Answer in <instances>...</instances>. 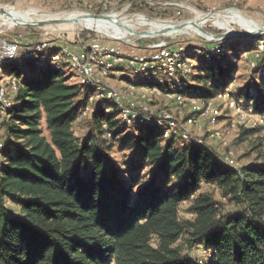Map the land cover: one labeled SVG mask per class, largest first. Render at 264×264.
Listing matches in <instances>:
<instances>
[{
	"label": "trees",
	"instance_id": "obj_1",
	"mask_svg": "<svg viewBox=\"0 0 264 264\" xmlns=\"http://www.w3.org/2000/svg\"><path fill=\"white\" fill-rule=\"evenodd\" d=\"M223 52L206 67L214 80L178 76L184 95L207 100L226 87L235 62ZM15 64L0 148V264H196L183 250L199 245L212 264H264V164L232 167L202 146L148 134V123L116 125L114 106L97 108L77 139L72 124L91 88L65 66ZM244 96L264 115V81ZM114 143L129 159H114ZM183 203L192 218L180 217Z\"/></svg>",
	"mask_w": 264,
	"mask_h": 264
},
{
	"label": "rangeland",
	"instance_id": "obj_2",
	"mask_svg": "<svg viewBox=\"0 0 264 264\" xmlns=\"http://www.w3.org/2000/svg\"><path fill=\"white\" fill-rule=\"evenodd\" d=\"M0 7L12 8L21 12H32V20L63 19L69 15L87 13L107 14L109 16L116 14L117 21L137 31L149 28L159 29L161 26L155 25L154 21L179 24L193 20L198 15L211 14L212 18L206 21L199 20L198 22L202 23L203 29L212 34L228 33L232 30H247L233 18H230L231 28L223 24L225 18L223 15L230 9H235L244 16L258 21L264 27V0H0ZM261 36H241L233 33L222 38H211L203 33L194 35L178 32L158 36L128 34L126 37L119 39L92 29H85L79 24H74V22L64 21L42 26L9 25L4 23L3 16H0V39L15 41L20 53L29 46L45 45L43 47L45 53L43 60L37 61L35 58L24 59L19 57L14 61V64L16 63L14 69L18 68L20 61L27 60L43 69L50 65L57 68L65 66L70 73V81L80 84H82L80 76L75 68L64 62L62 58H60L58 65L52 63L50 58L59 50L80 57L81 54L88 52L92 38H96L103 45L117 46L120 53L123 54L132 52L134 54L150 55L154 50L164 46L172 50L180 47L184 48L187 51L184 57L193 66L190 74L199 73L203 75L205 78L204 83L214 80L213 75L206 70L209 62L213 59L211 54L207 53L218 47L219 51L224 48L223 53H226V57L230 58L229 61L235 62V71L226 83V87L218 92L215 97L207 99L210 100L209 106L208 103L203 102L204 99L186 95L184 96V105L178 106L160 91H157L158 93L151 97L150 103L152 108L167 109L177 119L179 125L190 131L191 135L197 139L198 145L211 150L219 159L223 158L228 162L232 160L231 165L236 168L254 163L264 164V115L257 112L253 101H245L244 96L249 82L262 80L261 76H257L256 73L258 68H264V47L263 49L256 47L257 40ZM157 44H161V47L159 48ZM219 51L214 54L219 53ZM252 62L255 64L253 67L251 66ZM10 65L1 64L0 66V87L4 91L3 98L0 99V148L3 145L5 123L7 121L6 113L11 101L7 95L15 91L10 87V84L11 81L16 84L17 81L20 82L19 78L17 79L15 75L11 76L7 72L11 67ZM190 74L184 76L192 81ZM151 76L150 73L149 75L148 73L135 74L128 67H123L114 68L106 76L99 75L98 78L102 81V85L119 92L122 100L125 101L127 98H138L140 96L147 99L148 92L146 91L145 95L140 84L136 82L140 81L144 84L151 81L158 86ZM172 80L173 83L178 82L181 86L179 78L173 77ZM160 87L167 88L168 85H161ZM94 94V90L91 89V95ZM252 94H254L253 89L249 91V95ZM97 108L99 107L96 100L90 103L87 102L77 119L74 120L72 130L77 139H82L88 132L92 114ZM112 110L111 108L108 112H112ZM115 113L116 115L112 121H115L116 125L124 122L118 116V111H115ZM127 125H133L135 131L143 126L141 123ZM244 129H253V132L243 137L241 131ZM146 130L148 134L152 130L156 133L161 132L151 126H148ZM126 133L127 130L124 134ZM171 137L173 136L162 138L168 139ZM108 139L110 137L107 138V141ZM114 144V149H116V152L113 153L114 159L117 161L129 159L131 150L129 148L118 149L119 144ZM203 189L206 188L203 187ZM215 198L223 202V210L234 209V206L227 202L225 198H221L217 194H215ZM7 206L14 210L11 203H7ZM187 207V203L181 205L179 215L182 219L192 218ZM183 252L187 254L193 263L212 264V251L205 250L200 245L190 250L185 248Z\"/></svg>",
	"mask_w": 264,
	"mask_h": 264
},
{
	"label": "built area",
	"instance_id": "obj_3",
	"mask_svg": "<svg viewBox=\"0 0 264 264\" xmlns=\"http://www.w3.org/2000/svg\"><path fill=\"white\" fill-rule=\"evenodd\" d=\"M157 46L160 48L161 44H157ZM43 47L45 45L29 46L20 53L15 41L0 39V66L1 64H12L19 57L24 59L35 58L37 61H41L45 57ZM256 47L263 49L264 35L257 40ZM89 49L87 53L81 54L80 57L59 50L57 53L51 55L50 58L51 62L57 65L60 62V58H62L64 62H67L72 68H75L80 76V82L84 86L94 90L95 94L90 95L88 98L89 103L96 100L98 107L106 112L114 105L118 111V116L127 124H151L161 131V137L167 138L168 136H173L177 138L179 145L188 143L199 144L197 139L191 135L190 131L183 129L179 125V122L172 113L167 109L152 108L150 103L151 97L156 95L158 93L157 91H160L167 98L172 99L176 105H184L185 95L182 93V87L178 82L173 83L174 81H171L173 77L178 78V74H190L193 69L192 63L184 57L187 53L184 48L180 47L172 50L164 46L163 48L154 50L150 55L134 54L132 52L123 54L120 53L117 46L103 45L96 38H92ZM218 51L219 47L212 49L208 53L214 54ZM254 65V62H252L251 66L253 67ZM123 67H128L135 74L148 73L149 75L150 73L152 75L151 78L158 86L154 85L150 87L145 84H140L145 95L146 91L149 94L146 95L147 99H143L142 96L138 98L132 97L127 98L125 102L122 100L119 92L102 85V81L98 78L99 75L106 76L114 68ZM256 71L257 76H261V81H264V68H258ZM161 85H168V87L162 88L160 87ZM10 87L16 90L17 84L11 81ZM3 95L4 91L0 87V99L3 98ZM203 102L208 103V106L210 105V100ZM85 109L84 111H86ZM106 135L109 136L110 133L107 132ZM221 160L225 164L232 166V160L230 162L223 158Z\"/></svg>",
	"mask_w": 264,
	"mask_h": 264
},
{
	"label": "bare ground",
	"instance_id": "obj_4",
	"mask_svg": "<svg viewBox=\"0 0 264 264\" xmlns=\"http://www.w3.org/2000/svg\"><path fill=\"white\" fill-rule=\"evenodd\" d=\"M6 9L9 14H6L3 16L4 23H7L9 25H18V24L30 23L32 21V18H31L32 12H21V11L12 9V8H6ZM223 16L225 17V18L223 17L224 19L222 18L223 24L229 28H231L230 18L235 19L237 23L245 27L247 29L246 31H249V32H258L259 30H262L263 28L259 24L258 21L244 16L240 11L235 10V9H230ZM73 17H77L76 21H74V24H79V26L81 25L85 29H92L94 31L109 35L110 37L112 36L114 38L120 39V38L126 37V35L129 34L126 28L118 25L115 22L117 18L116 14H111L110 18L92 17V16L82 15V14L81 15H69L67 18H73ZM209 18H212L211 14L198 15L191 22L185 23L182 28L177 29V30H174L172 28L169 31H167V34H175L178 32H185V33L194 34V35L201 34V31L199 30V26L202 27L201 25L202 23L200 24L198 21L199 20L206 21ZM154 23L157 26H161L159 29L165 26V24L162 22L154 21ZM152 30H156V29H152Z\"/></svg>",
	"mask_w": 264,
	"mask_h": 264
},
{
	"label": "water",
	"instance_id": "obj_5",
	"mask_svg": "<svg viewBox=\"0 0 264 264\" xmlns=\"http://www.w3.org/2000/svg\"><path fill=\"white\" fill-rule=\"evenodd\" d=\"M6 14H9L6 8L0 7V16H4ZM83 15H88V16H92V17H103V18H110L109 15L107 14H83ZM77 17H73V18H63V19H53V20H32L30 23H26V24H18V25H47V24H53V23H60V22H74L76 21ZM192 20H189L187 22H191ZM115 22L120 25L123 26L124 28H126L129 32L130 35H136V36H158V35H162L167 33V31H169L170 29H180L184 26L185 23H179V24H171V23H164L165 26L162 27L161 29H156V30H152V29H146V30H134L132 29V27L127 26L126 24L119 22L117 20H115ZM199 30L201 31V33L205 34L208 37L211 38H222L225 37L226 35L229 34H237V35H241V36H260V35H264V27L262 28V30H259L258 32H249V31H235L232 30L228 33H222V34H212L207 32L205 29H203L201 26H199Z\"/></svg>",
	"mask_w": 264,
	"mask_h": 264
}]
</instances>
